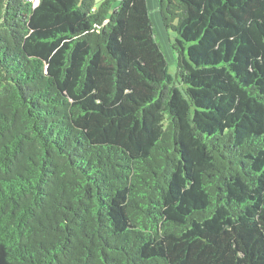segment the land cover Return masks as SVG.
<instances>
[{
	"label": "trees",
	"instance_id": "16d2710c",
	"mask_svg": "<svg viewBox=\"0 0 264 264\" xmlns=\"http://www.w3.org/2000/svg\"><path fill=\"white\" fill-rule=\"evenodd\" d=\"M0 0V264H264V0Z\"/></svg>",
	"mask_w": 264,
	"mask_h": 264
},
{
	"label": "rangeland",
	"instance_id": "374dc122",
	"mask_svg": "<svg viewBox=\"0 0 264 264\" xmlns=\"http://www.w3.org/2000/svg\"><path fill=\"white\" fill-rule=\"evenodd\" d=\"M100 2V0H97ZM39 4V0H37ZM148 7L150 12V17L153 22L155 29L156 39L160 44L166 59L168 61V75L175 82L177 81L178 74V62L179 53L173 49L172 44L176 42L178 38L177 34L174 32H168L162 22V16L160 13V3L159 0H148Z\"/></svg>",
	"mask_w": 264,
	"mask_h": 264
},
{
	"label": "built area",
	"instance_id": "2783aa9c",
	"mask_svg": "<svg viewBox=\"0 0 264 264\" xmlns=\"http://www.w3.org/2000/svg\"><path fill=\"white\" fill-rule=\"evenodd\" d=\"M36 4H38V3L36 2Z\"/></svg>",
	"mask_w": 264,
	"mask_h": 264
}]
</instances>
